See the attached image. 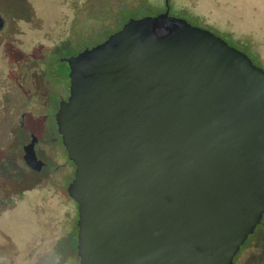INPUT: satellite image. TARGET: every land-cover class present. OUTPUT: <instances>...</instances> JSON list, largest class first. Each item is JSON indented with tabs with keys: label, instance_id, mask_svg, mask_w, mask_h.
<instances>
[{
	"label": "water",
	"instance_id": "obj_1",
	"mask_svg": "<svg viewBox=\"0 0 264 264\" xmlns=\"http://www.w3.org/2000/svg\"><path fill=\"white\" fill-rule=\"evenodd\" d=\"M170 9L62 57L81 264H233L263 221L264 68Z\"/></svg>",
	"mask_w": 264,
	"mask_h": 264
},
{
	"label": "rangeland",
	"instance_id": "obj_2",
	"mask_svg": "<svg viewBox=\"0 0 264 264\" xmlns=\"http://www.w3.org/2000/svg\"><path fill=\"white\" fill-rule=\"evenodd\" d=\"M170 2L172 15L184 17L193 24L216 32L230 44L249 54L256 64L264 68V0ZM164 9L165 0H0V13L6 20L5 27L0 30V70L4 71L0 78L8 76L24 84L28 81L26 93H34L33 88L30 90L34 77L47 73L51 81L48 88L57 92L59 99V94L68 95L69 85V79L64 76V71L68 72V64L59 58L102 42L130 17L157 14ZM6 82H9L8 89L12 96L16 93V88L17 91L18 88H24L18 87L16 80L7 79ZM0 94H3L1 89ZM44 118V114L28 112L27 125L40 128L38 125ZM19 119L20 116L15 119L17 125L14 123L12 126L14 130H17ZM10 128L11 126L4 130L9 132ZM18 140L16 131L15 141L0 142V162L3 164L7 159V183L12 185L20 182L17 174L22 172V168H26L22 160L13 153L19 150L17 147L19 145L20 148L21 142H25V139H21L19 143ZM51 146L54 147L49 145L47 148L55 151ZM7 153L8 156L5 157ZM61 158L58 160L60 163L64 160V155ZM74 170L73 165L69 170L61 167L53 176L61 185L60 192H51L50 198L55 204L63 199V188L74 177ZM43 177L44 173L40 178ZM26 183L31 182L28 179ZM23 201L32 202L29 199ZM24 208V205H19L16 209L0 214V241L3 244L10 239L21 240L26 235V227L30 222L25 218ZM245 244L241 247L238 258L236 256L235 264H258L264 256V222L258 225ZM58 257V261H62L63 257ZM7 260V254L0 258L1 263Z\"/></svg>",
	"mask_w": 264,
	"mask_h": 264
},
{
	"label": "flooded vegetation",
	"instance_id": "obj_3",
	"mask_svg": "<svg viewBox=\"0 0 264 264\" xmlns=\"http://www.w3.org/2000/svg\"><path fill=\"white\" fill-rule=\"evenodd\" d=\"M171 6L170 2V8ZM59 60L68 64L62 58H59ZM2 72L4 71L0 70V76ZM69 72L70 67L68 64V72L64 71V76L69 79L68 95L59 94V99H57V92L48 88L51 81L47 73L34 77L33 85L30 87V90L32 88L35 90L34 93H26L27 86H29L28 81L24 84L8 76L0 78V89L3 93L0 94V142L15 141L17 131V140L25 139V142H21L20 148L19 145L17 147L19 150L13 153L26 166L25 170L22 168V172L17 174L20 177V182H15L12 185L7 183V171H9L5 167L7 159L3 164L0 162V214L10 209H16L19 205H24L25 218L30 222L26 227L27 233L23 239L16 241L10 239L6 243L4 241V244L0 241V258L6 254L9 256V260L4 261V263L0 261V264H81L78 254V203L68 191L69 184L74 177L68 182L67 187L63 188V199L59 203L55 204V201L50 198L52 191L60 192L61 190L60 181H56V178L53 177L58 169L62 167L63 170H69L71 165L76 168L75 163L68 156L56 121V113L60 108L61 101L67 99L70 94ZM7 79L16 80V85L24 88L22 90L18 88V91L16 88V93L12 96L8 89L10 85L9 82H6ZM26 79L25 77L24 81ZM64 90L67 91L66 88ZM21 92L22 95H20ZM34 94L37 95L34 96ZM28 112L45 115V118L38 125L40 128H35L30 124L27 125ZM17 116H20V123L16 127L17 130H14L12 126L14 123L17 125V120H15ZM9 126H11L10 131L7 132ZM33 135L37 138L35 148L38 158L44 162L40 170L31 168L24 159V146L31 142ZM20 140H18V143ZM49 145H54L50 148L55 151L49 150L47 148ZM2 149L4 148L2 147ZM60 149L62 153H60ZM63 155L64 160L60 163L58 160L62 159ZM6 156H8V153L5 154ZM43 173L44 177L40 178ZM10 174H12L11 170ZM28 179L31 182L29 184L26 183ZM27 199L32 202L24 203L23 200ZM58 255L61 258L63 257L62 261H58ZM236 261L234 259L233 264ZM259 261L258 264H264V256Z\"/></svg>",
	"mask_w": 264,
	"mask_h": 264
},
{
	"label": "trees",
	"instance_id": "obj_4",
	"mask_svg": "<svg viewBox=\"0 0 264 264\" xmlns=\"http://www.w3.org/2000/svg\"><path fill=\"white\" fill-rule=\"evenodd\" d=\"M245 29V28H244ZM258 59H260L259 57H258Z\"/></svg>",
	"mask_w": 264,
	"mask_h": 264
}]
</instances>
